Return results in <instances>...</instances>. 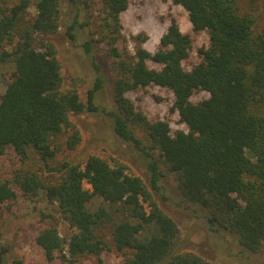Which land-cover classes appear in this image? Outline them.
Masks as SVG:
<instances>
[{
  "label": "trees",
  "instance_id": "16d2710c",
  "mask_svg": "<svg viewBox=\"0 0 264 264\" xmlns=\"http://www.w3.org/2000/svg\"><path fill=\"white\" fill-rule=\"evenodd\" d=\"M131 1L0 0V64L13 63L0 94V156L12 148L23 164L0 178V202L15 203L16 189L43 192L50 212L42 219L59 215L71 229L68 235L56 225L39 231L35 242L48 260L74 264L100 256L107 244L99 230L110 222L125 264H223L179 247L180 226L157 198H167L160 193L162 165L182 199L206 209L212 225L235 235L247 251H263L264 0H173L187 11L193 32L208 35L195 62L189 61L193 34L183 32L172 14L154 52L143 45L146 35L134 37L131 52L121 22ZM32 4L36 14L23 26ZM89 6L98 13L88 15ZM61 27L70 40L87 36L80 45L92 56L96 76L86 101L76 89H63L53 41H37ZM98 45L112 59L106 71L94 58ZM107 81L117 106L109 111L115 133L146 148L148 181L126 163L96 154L84 162L57 159L81 141L71 115L99 109L97 93ZM152 85L172 92V110L184 128L173 131L168 121L150 120L127 95ZM198 92L206 95L192 101ZM96 198L103 203L93 209ZM6 252L0 248V264Z\"/></svg>",
  "mask_w": 264,
  "mask_h": 264
},
{
  "label": "rangeland",
  "instance_id": "374dc122",
  "mask_svg": "<svg viewBox=\"0 0 264 264\" xmlns=\"http://www.w3.org/2000/svg\"><path fill=\"white\" fill-rule=\"evenodd\" d=\"M86 12L92 15L97 14L98 10L96 6H89ZM35 14L36 7L32 4L25 14L23 26L30 23ZM170 14L176 17L183 32L193 34L194 50L189 61H197V49L208 43V35L206 32L194 33L187 11L175 4L173 0L131 1L128 9L121 13L122 32L129 50L134 52L135 36L141 39L146 35L147 39L143 45L154 52L169 25ZM91 28L92 30L95 28L93 24ZM86 37L83 34L80 40H70L65 29L61 27L53 35H42L37 38V41L42 39L53 41L61 61L63 89H76L84 101L87 100L88 90L96 76L92 56L88 55L80 45L81 40ZM98 46L95 48L94 58L101 64V69L106 71L112 59L107 57L105 45ZM12 68V62L0 64V94L5 91L7 85L5 78L9 76ZM109 73L111 74L110 71ZM127 95L132 98L136 108L150 120L168 121L173 131L185 127L179 121V115L172 110L173 94L169 89L152 85L130 91ZM205 95V92L195 93L192 101L198 102ZM96 101L99 106L96 111L86 110L80 114L71 115L72 122L80 131L81 141L75 149L58 154L57 159L67 158L84 162L89 155L96 154L107 159L111 164L117 161L126 163L130 172L148 181L146 148L138 147L115 133L114 117L109 111L116 110L117 106L108 81L97 93ZM137 134L143 138L142 132L138 131ZM144 142L145 145L150 144L147 140ZM27 163L33 165L32 160H28ZM52 164L55 162L53 161ZM21 165L23 164L19 155L9 148L4 155L0 156V178H10ZM160 169L162 171L159 180L162 191L160 193L165 194L167 198L163 199L161 194H158L157 198L167 207L180 226L179 247L181 249L195 251L216 263L264 264V250L251 253L239 244L235 235L212 225L209 222L207 210L182 199L170 171L162 165ZM16 190L18 199L15 203L9 205L0 202V248L6 247V264H15L16 261H21L22 264H69L60 258L48 260L35 242L37 234L43 228L56 225L62 235H68L71 232L69 225L59 215L42 219V213L50 212L43 192L28 195ZM100 203H103L101 199L96 198L90 206L94 209ZM113 207L121 208L117 204ZM99 234L107 244L101 255L80 257L74 264H125L123 252L114 245L112 223H107L99 230Z\"/></svg>",
  "mask_w": 264,
  "mask_h": 264
}]
</instances>
